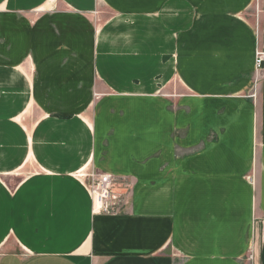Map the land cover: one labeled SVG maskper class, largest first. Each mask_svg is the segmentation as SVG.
<instances>
[{
  "label": "crops",
  "instance_id": "0c3cea01",
  "mask_svg": "<svg viewBox=\"0 0 264 264\" xmlns=\"http://www.w3.org/2000/svg\"><path fill=\"white\" fill-rule=\"evenodd\" d=\"M255 1L0 0V264H264Z\"/></svg>",
  "mask_w": 264,
  "mask_h": 264
},
{
  "label": "rangeland",
  "instance_id": "374dc122",
  "mask_svg": "<svg viewBox=\"0 0 264 264\" xmlns=\"http://www.w3.org/2000/svg\"><path fill=\"white\" fill-rule=\"evenodd\" d=\"M261 4H262L261 0H256L255 4H253L252 7L248 10V12L247 13L245 12L244 16H243L248 21V23L252 26V28L255 32V36L256 37L259 36L258 37L259 40L262 38V30H263V23H264V12L262 11V5ZM100 7L103 8L101 11H103L105 13V15L109 13V12H106L104 6L100 5L99 9H100ZM109 17H110V15H109ZM100 23H102V22H100ZM256 54H257V52L255 53V57H256ZM173 71L174 70H170V79L167 80L168 81L167 84L170 86H168L166 88H165V85H159V87H157V88H160L161 86H163V87L160 89H156V86L154 84L153 85L150 84L149 81L146 84V92L147 93H149V91H150L151 95H153V96H156V95L163 96L165 99L170 100V112H172V113L176 112L177 110H183V107L181 105H178V104H179V101L182 99L183 94L187 91V90H183V88H184L183 85L180 83L177 75L174 74ZM254 72H255V70H254ZM254 72H252V74H251L252 83H251L249 89L246 91V93H244L243 97H245L248 100L253 101V103L256 104V106H257V104L260 102L258 100L259 99V92H260L259 89H260V87L264 81H259L257 83L258 86L256 87L255 86V74H254ZM151 75H153V73L148 75V76H151ZM115 90H117L116 87H115ZM115 93H117V92H115ZM100 99H102V94L95 95V102L96 101L99 102ZM87 169H89L87 172H80V173H85V174L86 173H93V174L104 173V174H107L103 171L96 169L95 167L90 166V167H87ZM80 175L81 174H77V178L78 179L80 178L83 182H85V180L83 178H81ZM255 175H256V173L253 172L252 176L256 178ZM14 178H18V176L14 177ZM2 179L8 180L9 178L4 177ZM251 179H253V178L249 177L248 181L251 182ZM19 180H21V179H19ZM114 183H115L114 184V193L117 195V198H119L118 200L120 201L122 197H121V191H119V188L122 189V187H121L122 182L115 180ZM251 183L253 184V182H251ZM85 184L87 185L86 182H85ZM93 200L94 199L92 198V202H93Z\"/></svg>",
  "mask_w": 264,
  "mask_h": 264
},
{
  "label": "built area",
  "instance_id": "2783aa9c",
  "mask_svg": "<svg viewBox=\"0 0 264 264\" xmlns=\"http://www.w3.org/2000/svg\"><path fill=\"white\" fill-rule=\"evenodd\" d=\"M255 86L259 81H264V51H258L255 57ZM93 200V214H108L120 201L114 193V177L109 174H81ZM89 183H88V182ZM254 181V180H253Z\"/></svg>",
  "mask_w": 264,
  "mask_h": 264
},
{
  "label": "bare ground",
  "instance_id": "6f19581e",
  "mask_svg": "<svg viewBox=\"0 0 264 264\" xmlns=\"http://www.w3.org/2000/svg\"><path fill=\"white\" fill-rule=\"evenodd\" d=\"M85 174V173H84ZM251 182H253V179H251ZM111 213V211L108 213V214H110Z\"/></svg>",
  "mask_w": 264,
  "mask_h": 264
}]
</instances>
